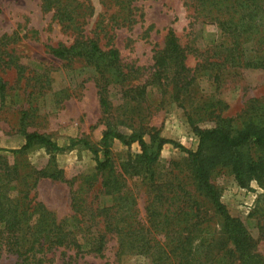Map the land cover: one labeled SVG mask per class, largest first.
Wrapping results in <instances>:
<instances>
[{
  "label": "rangeland",
  "instance_id": "obj_1",
  "mask_svg": "<svg viewBox=\"0 0 264 264\" xmlns=\"http://www.w3.org/2000/svg\"><path fill=\"white\" fill-rule=\"evenodd\" d=\"M84 1L93 6V11L89 9L81 19L84 33L94 35L105 26L106 30L99 35L100 45L107 48L111 43L120 50L123 70L129 74L124 88L134 90L125 95L121 84H111L112 106L105 111L94 69L82 61L60 59L48 49V45L72 43L76 37L72 29L62 25L54 17V10L46 8L42 0H0V35H15L17 41L9 48L14 49L13 60L24 66L22 73L13 65L0 67V76L7 82L6 98L2 101L0 97L1 148L22 146L24 130L49 135L62 146L84 137L100 148L103 132L110 126L126 135L143 132L150 143L151 133H155L196 149L198 136L193 123L201 127L226 123L233 129L250 122L264 124V69L224 63L221 44L227 42V35L215 23L197 17L200 9L195 0ZM170 28L185 49L189 71L182 77L170 73L160 83L154 82V56L164 48ZM253 46V42L246 44L248 54L253 53ZM206 56H212L211 60L219 64L195 70ZM143 86V95L139 97L138 88ZM140 153L137 143L128 146L118 139L111 141L116 172L125 186L124 192L134 199L141 223H146L149 202L157 194H164L169 197L166 208L179 211L178 208L190 209L192 204L194 208L199 206L200 221L213 231H220L221 218L197 190L185 151L170 143L164 145L155 165L154 185L150 174L138 164ZM0 154L7 156L11 164L17 162L23 172L30 165L41 169L56 164L67 180L74 181L72 186L66 180L40 179L31 196L59 221L74 227L82 239L97 235L96 230L104 227V218L92 219L90 209L96 215L98 207L119 202L103 192L100 176L90 186L88 180L96 173V162L82 146L50 153L36 144L22 157L15 158L5 151ZM100 155L103 157V151ZM211 182L220 191L229 212L245 222L258 241L256 251L264 256V237L258 226L259 221H264V188L255 180L242 187L225 166L214 169ZM6 189L12 196L18 195L17 187ZM74 189L87 202L81 214L73 209ZM257 210L259 213L251 215ZM84 248L87 249L77 253L74 248L62 247L50 256L53 264H152L145 255L118 256L117 236L113 233H107L103 254L88 251V246ZM16 259L10 251L0 248V264H14Z\"/></svg>",
  "mask_w": 264,
  "mask_h": 264
},
{
  "label": "trees",
  "instance_id": "obj_2",
  "mask_svg": "<svg viewBox=\"0 0 264 264\" xmlns=\"http://www.w3.org/2000/svg\"><path fill=\"white\" fill-rule=\"evenodd\" d=\"M123 2L125 0H122ZM43 5L54 10V17L76 35L70 44L48 45L49 51L56 57L69 61H82L85 66L95 71V80L99 88L100 102L104 110L111 108L110 85L123 86L125 95L134 90L124 88L129 74L123 70L120 50L108 44L100 45V33L105 26L95 31L94 35L84 33L82 18L93 11V6L84 0H42ZM200 9L197 17L216 24L227 35V42H222L224 63L264 69V0H195ZM92 14V13H90ZM109 24L106 25L108 27ZM107 33V32H106ZM17 41L13 34L0 35V67L15 66L23 72L24 66L13 60L14 49L9 48ZM253 42V53L248 54L246 44ZM227 43V44H224ZM251 50H249L250 52ZM216 55V54H215ZM186 52L174 31L170 28L166 35L165 46L158 50L155 58L154 82L167 79L170 73L175 77L187 74ZM206 56L195 70L214 68L219 62ZM219 74L216 75V79ZM189 84V82L187 83ZM144 86L138 88L139 97ZM7 82L0 76V97L6 98ZM228 121L227 119H220ZM198 136L196 149L187 148L171 138L160 137L151 133L152 142H148L144 133L134 131L126 135L114 127H108L101 139V147H96L87 138L72 139L69 145L62 146L49 135L38 131H23L25 143L18 148H1L0 151L12 153L15 158L22 157L36 144L45 147L50 153L71 149L77 145L90 151L96 162V173L89 176L90 186L101 177L103 192L112 195L119 202L110 206L98 207L92 219L104 218L103 230L84 239L77 230L64 221H59L55 214L35 201L31 191L40 179L52 178L66 180L73 186V180H67L64 171L56 164L37 169L29 166L28 171H21L17 162L10 163L7 156L0 154V248L16 256L14 264H53L50 253L58 248H74L103 254L107 243V233L117 236L118 256L140 254L150 258L152 264H264V256L256 251L257 239L248 230L245 222L233 216L221 200L218 188L211 182V174L219 166L229 167L235 179L242 187H247L255 180L264 188V124L250 122L242 128L233 129L226 123L212 127L192 124ZM118 139L125 145L137 143L141 153L138 164L147 171L154 182L155 165L161 150L167 143L185 151L188 156L190 171L196 188L214 207L221 218V229L213 231L208 224L199 219V206L178 208L179 211L166 208L168 196L157 194L147 205L146 223L136 216L134 199L124 192V185L117 174L111 157V141ZM155 147V148H154ZM103 151V157L100 155ZM53 155V154H52ZM54 156V155H53ZM54 161V159H53ZM15 182V184H13ZM17 187L18 195L9 194L6 187ZM80 191L72 190V205L75 213H82L87 203L80 196ZM172 202V201H171ZM170 202V203H171ZM85 206V207H84ZM259 213V211L253 212ZM264 215V212L262 213ZM80 230H83V226ZM261 236L264 237V221L258 223ZM76 227V226H75ZM219 234V235H217Z\"/></svg>",
  "mask_w": 264,
  "mask_h": 264
}]
</instances>
